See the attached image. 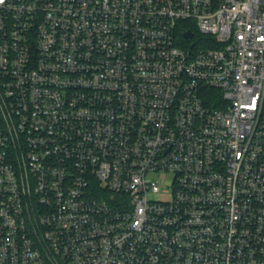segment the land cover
I'll list each match as a JSON object with an SVG mask.
<instances>
[{"label": "built area", "instance_id": "obj_1", "mask_svg": "<svg viewBox=\"0 0 264 264\" xmlns=\"http://www.w3.org/2000/svg\"><path fill=\"white\" fill-rule=\"evenodd\" d=\"M0 264H264V0H0Z\"/></svg>", "mask_w": 264, "mask_h": 264}, {"label": "trees", "instance_id": "obj_2", "mask_svg": "<svg viewBox=\"0 0 264 264\" xmlns=\"http://www.w3.org/2000/svg\"><path fill=\"white\" fill-rule=\"evenodd\" d=\"M185 22H189V21H185ZM191 24V23H190ZM189 28L192 29V31L195 33V36L199 35V32L197 30V28L193 25H190ZM183 32H184V29H182L179 33V37L182 41H184L185 39L183 38Z\"/></svg>", "mask_w": 264, "mask_h": 264}, {"label": "rangeland", "instance_id": "obj_3", "mask_svg": "<svg viewBox=\"0 0 264 264\" xmlns=\"http://www.w3.org/2000/svg\"><path fill=\"white\" fill-rule=\"evenodd\" d=\"M200 42H201L200 34L195 36L192 40L186 41L187 44H194V43H198L199 44ZM162 187H164V185Z\"/></svg>", "mask_w": 264, "mask_h": 264}, {"label": "water", "instance_id": "obj_4", "mask_svg": "<svg viewBox=\"0 0 264 264\" xmlns=\"http://www.w3.org/2000/svg\"><path fill=\"white\" fill-rule=\"evenodd\" d=\"M193 36V31L192 30H187L185 33H184V37L189 39Z\"/></svg>", "mask_w": 264, "mask_h": 264}]
</instances>
